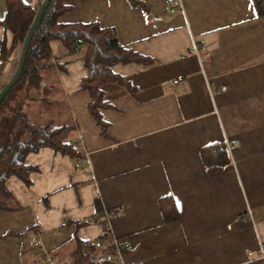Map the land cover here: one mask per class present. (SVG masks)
Listing matches in <instances>:
<instances>
[{
	"label": "crops",
	"instance_id": "0c3cea01",
	"mask_svg": "<svg viewBox=\"0 0 264 264\" xmlns=\"http://www.w3.org/2000/svg\"><path fill=\"white\" fill-rule=\"evenodd\" d=\"M71 3L63 23L114 28L152 62L112 65L126 84L104 85L102 132L81 88L87 46L50 42L81 158L42 147L26 156L38 168L31 184L7 179L20 208L0 210V264H50L35 245L39 233L53 264H92L79 259L78 243L100 237L106 214L129 245L126 264H264L248 256L264 243V15L252 0ZM6 10L0 0V20ZM3 39L10 52L0 88L20 56L0 24ZM231 140L239 146L228 149ZM220 142L230 163L210 176L201 149ZM162 198L174 200L176 219H166Z\"/></svg>",
	"mask_w": 264,
	"mask_h": 264
},
{
	"label": "trees",
	"instance_id": "16d2710c",
	"mask_svg": "<svg viewBox=\"0 0 264 264\" xmlns=\"http://www.w3.org/2000/svg\"><path fill=\"white\" fill-rule=\"evenodd\" d=\"M5 1L7 10L0 24L12 32L13 45H19L21 53L25 37L41 3ZM72 1L51 0L40 25L32 35L22 75L0 105V210L13 211L20 208L6 186V181L15 175L25 184H31L30 174L38 168L26 163L29 153L37 152L42 147H50L55 152L81 158L80 142L70 140V135L76 130V123L57 124L52 117L37 122L30 112L31 103L46 102L55 91L53 84L45 83V70L54 67L50 45L52 40H60L70 51L77 50L81 45L87 46L84 58L87 74L82 79L81 88L90 93L89 110L96 123L102 126V132L106 131L107 124L102 119L101 109L110 107L104 85L110 82L126 84L124 78L113 73L112 65L117 62H152L151 58L125 47L114 28L102 27L96 22L63 23L60 18L73 9ZM128 1L145 8L141 0ZM252 2L257 14L264 15V0ZM0 43L2 63L10 50L6 47L5 39ZM1 89L2 87L0 91ZM201 156L210 176L222 173L230 163V156L223 142L204 146ZM161 206L166 219L177 218L178 210L173 199L162 198ZM91 250L92 247L79 242V259H87L89 255L90 260Z\"/></svg>",
	"mask_w": 264,
	"mask_h": 264
},
{
	"label": "built area",
	"instance_id": "2783aa9c",
	"mask_svg": "<svg viewBox=\"0 0 264 264\" xmlns=\"http://www.w3.org/2000/svg\"><path fill=\"white\" fill-rule=\"evenodd\" d=\"M180 80V79H179ZM228 149L239 146L238 140H231L227 143ZM83 158H88L87 153L82 154ZM108 214L102 220L101 234L98 238L88 240L86 244L92 247L90 253V261L92 264H126L124 259V252L129 248L128 243L120 241L113 234V225L108 219ZM103 238L108 240V246L105 245ZM35 245L39 247L43 260L47 263L53 264V258L47 248L43 244L42 236L39 233ZM249 258L264 259V243L260 242L258 254L255 256L253 251L248 252Z\"/></svg>",
	"mask_w": 264,
	"mask_h": 264
},
{
	"label": "rangeland",
	"instance_id": "374dc122",
	"mask_svg": "<svg viewBox=\"0 0 264 264\" xmlns=\"http://www.w3.org/2000/svg\"><path fill=\"white\" fill-rule=\"evenodd\" d=\"M45 83L53 84L55 91L46 102L39 101L30 104V112H32L33 119L37 122H43L52 117L57 124L72 122L67 100L60 88L54 67L45 70ZM74 137L72 133L70 140H73Z\"/></svg>",
	"mask_w": 264,
	"mask_h": 264
},
{
	"label": "water",
	"instance_id": "95a60500",
	"mask_svg": "<svg viewBox=\"0 0 264 264\" xmlns=\"http://www.w3.org/2000/svg\"><path fill=\"white\" fill-rule=\"evenodd\" d=\"M50 2H51V0H43L41 2V4H40L39 8H38V11H37V14L35 16V19H34L32 25H31V27L29 28V30L27 32V35L25 37V40H24V43H23V46H22V50H21V53H20V56H19L17 68H16L13 76L2 87V89L0 91V105H1L2 101L4 100L5 96L16 85V83L18 82V80L20 79V77L22 75L32 35L36 31L38 26L40 25V23L42 21V18L44 16V14H45Z\"/></svg>",
	"mask_w": 264,
	"mask_h": 264
}]
</instances>
